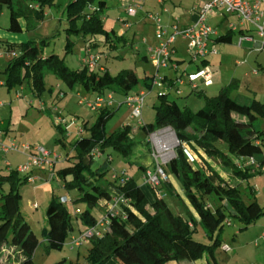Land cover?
Returning <instances> with one entry per match:
<instances>
[{
    "label": "trees",
    "instance_id": "obj_1",
    "mask_svg": "<svg viewBox=\"0 0 264 264\" xmlns=\"http://www.w3.org/2000/svg\"><path fill=\"white\" fill-rule=\"evenodd\" d=\"M0 3L10 8L9 30L13 32L35 29L45 18L46 8L56 5L55 0H0ZM106 6V1L96 4L95 0H72L68 3V49L73 44L71 35L91 36L86 50H93L102 43L110 49L117 47V41L127 43L124 35H117L106 28L103 16ZM230 30L216 40L231 42ZM41 42L42 45H38L31 39L22 42L0 39V47L5 51L19 52L8 60L6 85H22L27 79L32 93L42 97L46 91L45 69L52 71L70 90L82 85L85 93L92 96L108 92L127 96L139 82L131 68L112 73L108 67L98 71L82 63V68L71 69L60 55L45 54L48 40ZM94 53L98 56L103 54ZM203 62L207 64L209 61L205 59ZM152 81L153 77H146L147 89L154 87ZM240 86V79L232 78L213 96H208L204 89H193L205 99L204 106L197 111L181 106L169 92L158 93L153 105L154 122L142 125L147 134L166 127L174 130L179 144L175 149L176 156L164 165L169 179L162 188L173 191L171 175L175 176L199 215L200 223L208 231L222 227L228 216L237 217L246 225L255 222L258 216L252 214L251 205L241 199L239 188L240 181L258 171L257 166L240 167L236 159L253 157L258 167L264 165V130L256 125L259 117L264 118V102L256 97L235 94ZM112 115L113 111L106 106L101 107L93 125L85 126L88 136L75 142L74 152L66 156L64 166L57 171L54 167V171L64 179V188L81 196L73 203H85L81 212H75L83 225L78 235L97 224L99 217L94 212L95 208L102 206L104 214L107 201L114 195L124 194L129 202L121 205L120 213L110 219L101 236L88 239L91 247L85 262H68L63 258L55 264H211L207 257L215 259V248L224 244L219 236L210 244L195 240L196 227L188 217L175 213L163 194L156 196L150 185L138 183L126 172L117 173L113 181L103 183L109 159L93 169L94 149L102 153L111 147L129 158L137 145L130 124L106 134L105 127ZM56 125L65 136L66 125ZM59 141L65 143L63 137ZM219 142H225L228 150L220 147ZM215 160L223 163L225 169L222 172L216 168ZM31 175L22 176L16 168L0 171V231L4 233L0 240V264H34L33 257L40 239L20 211V186ZM122 177H127L126 181L121 182ZM146 187L153 193L152 197L147 194ZM212 195L219 200L214 210L209 204ZM63 196L55 195L46 210L49 223L45 233L48 240L46 251L61 249L75 228L67 202L61 201ZM8 235H11V241ZM72 236L76 234L72 233L68 239Z\"/></svg>",
    "mask_w": 264,
    "mask_h": 264
},
{
    "label": "rangeland",
    "instance_id": "obj_2",
    "mask_svg": "<svg viewBox=\"0 0 264 264\" xmlns=\"http://www.w3.org/2000/svg\"><path fill=\"white\" fill-rule=\"evenodd\" d=\"M72 0H55L56 5L51 8H46L45 18L33 30L23 32H13L9 30L10 26V8L0 3V39L3 40H25L31 39L38 45H42V40L47 39L48 44L44 47L45 54L55 53L65 59V62L71 69L82 68L81 58L86 54V45L91 36L81 37L78 35H71L73 44L70 49L67 48L69 34L67 32L68 21L66 18V6ZM99 1H106L104 17H109L106 22V28L111 30L112 24L116 28L120 27L118 24L119 17H128L130 23L133 24V29H137L136 24L142 22L140 28H150L147 37L150 40H156V32L154 23L148 19L147 15H140L137 17L128 16L121 8V4L134 3L137 0H95L97 4ZM160 0H145V7L157 13L164 22V12ZM168 3L167 6H178L180 3H193V1L202 0H163ZM125 9V8H124ZM145 21V23L143 21ZM232 20L235 21L233 18ZM177 21V17L174 19ZM230 20L221 23L212 22L211 24L218 29L219 34L223 35L229 32ZM152 25V26H151ZM244 34L253 36L255 40L264 41V37L260 36L255 24L247 22ZM240 28V27H239ZM133 29L126 30L127 35L132 43ZM154 30V31H153ZM231 31V30H230ZM231 42H218L217 52L210 54V64H206L201 59L198 61L192 60L193 57L188 50L189 42L180 34L177 35V46L186 51V61L180 64L178 71L175 69H167L169 74V95L171 98L176 99L181 106L186 105L193 111H197L205 104L203 96L198 95L192 89L191 85L186 82L184 85H179L176 82V77L182 75L183 70L188 72H196L199 67H208L212 72L213 84L205 85L201 80L198 81L200 89H204L208 96H213L218 91L228 84L232 78L240 79L241 86L236 93H241L251 97H256L264 102V48L258 49L255 45L254 39H243L240 43V34L238 31H232ZM141 35H136L133 45L127 44L124 40L117 41V47L110 49L105 43H102L97 48H93V52H103L101 63L107 65L112 73H117L121 69L131 68L134 69L139 82L131 90L130 94L147 90L148 94L144 102V109L142 119L132 117V108L126 102V96L115 93L113 95V103L105 105L108 109L113 111V115L109 118L105 132L109 134L127 124L133 128V135L137 140V145L133 149L131 156L125 157L117 149L107 147L96 157L93 162V169L100 167L108 161V169L103 179V183L114 180V175L126 172L127 175L133 176L138 183L145 184L144 174L147 170H155L157 158L154 153L165 161L166 165L172 158L176 156L175 149L179 144L178 138L174 145L164 150H158L153 146L154 141L151 138L152 133L147 134L142 128L144 123L154 122L153 105L157 101V95L161 90L165 91V85H157L155 89L149 91L145 85L146 77H155L164 75L165 68L157 70L151 59L145 60L143 56L148 55L149 52L146 48V43L143 42ZM183 37V39L181 38ZM15 38V39H14ZM127 39V38H126ZM132 39V40H131ZM134 46H139V52L134 49ZM5 49L0 47V139L6 138L10 135L16 139L19 144L25 143L32 146L42 145L52 152L51 160L55 161V171L59 170L65 164V158L68 154L74 152V144L79 139L88 136V130L85 128L91 127L99 115V109L93 110L85 105L79 104V97L77 95V87L85 93L82 85H77L75 89L70 90L65 84L50 70H44V79L46 83V91L42 97L35 96L31 89L28 80L26 79L22 85H15L9 87L6 85L7 73L5 69L8 63L7 56L4 55ZM146 53V54H145ZM209 56V55H208ZM1 57V56H0ZM198 64V65H197ZM96 70L100 71L99 68ZM160 72V73H159ZM166 78V80H169ZM174 79V80H173ZM184 79L187 80L186 77ZM174 83H172L173 81ZM171 84V86H170ZM178 88L182 92L178 91ZM166 89V90H167ZM62 90V91H61ZM160 90V91H158ZM65 92V95L61 94ZM167 92V91H166ZM64 117L67 119L66 135L63 136L61 130L56 125V117ZM75 116H80L76 122H73ZM2 123V124H1ZM256 125L264 130V118L259 117ZM170 128L166 127L156 132L161 137L162 131ZM83 129V131H81ZM171 130H173L171 128ZM174 132V130H173ZM175 134V132H174ZM176 135V134H175ZM64 140V144L59 141V138ZM155 140V139H154ZM224 150H228L225 142L218 143ZM158 150V151H157ZM162 152V153H161ZM54 155H60V158L55 159ZM25 156V155H24ZM26 157V156H25ZM18 160H22L20 164L27 161L20 152L0 151V171L6 172L9 168L6 166V161L12 163V168H18L20 164ZM19 164V165H18ZM145 167V171L144 168ZM215 166L220 172L225 168L220 160H215ZM258 171L251 177L240 181L239 188L241 199L247 204L251 205L252 214H258L255 222L246 225L237 217L228 216L223 226L216 227L213 231H208L199 224L194 234L195 240L204 243H213L216 237H220L222 242L231 246L232 251H225L222 246L215 248V259L208 256L211 264H264V241L260 239V235L264 230V165L256 167ZM22 176L27 175L26 172H20ZM32 176H37V180L30 182L29 180L23 182L20 186V211L24 216L35 234L40 239V243L36 248L33 261L34 264H55L59 260L66 258L68 262H85L86 255L91 247V241L79 247L72 248L69 244V239L72 233L78 235L79 228L83 225L75 214V209H84V202H67L66 205L72 213L74 230L71 232L67 241L61 249L45 250V244L48 240L45 239V233L49 227L46 216V210L52 198L60 195L75 196L76 191H68L64 188V179L60 178L55 172V176L49 179V172L38 167H34L31 171ZM173 181L176 177L171 175ZM147 194L152 197L153 193L146 187ZM162 194L169 206L175 213H180L186 217L187 211L182 202L179 201L175 194L167 192V189H162ZM209 204L214 210L215 206L219 204V200L212 195L209 199ZM36 205V206H35ZM94 212L98 217L103 212V207L95 208ZM230 221V222H229ZM6 231V229H5ZM11 241V235H8ZM258 240V244H256ZM206 259H204V262Z\"/></svg>",
    "mask_w": 264,
    "mask_h": 264
},
{
    "label": "built area",
    "instance_id": "obj_3",
    "mask_svg": "<svg viewBox=\"0 0 264 264\" xmlns=\"http://www.w3.org/2000/svg\"><path fill=\"white\" fill-rule=\"evenodd\" d=\"M141 1L137 0L133 4H128L125 6V11L129 15H136L139 9H142ZM162 2V0H160ZM224 9L222 13L233 14L236 16L237 22H230L229 29L232 31L245 30L246 23L250 22L256 25L260 36L264 37V0H206L202 9L198 14V18L191 22L188 25L180 26L177 21H174L171 25L172 32L167 36L168 26L162 21V18L159 14L154 12H148L147 17L152 20L156 27V37L158 43L151 49L150 59L153 61L157 70L161 68H168L170 65L179 70V64L172 60V43H174L177 35H182L189 42L188 50L191 53L194 61L201 59L202 61L207 59L209 54L217 52L216 48L210 47V41L215 35H219L218 29L215 28L210 22L209 19L218 13V10ZM243 39H252L251 35L243 34L240 38V43ZM258 49L264 48V41H256L255 44ZM19 54L17 51H5L4 55L9 57V59L16 57ZM0 56H3L0 54ZM100 56L96 55L92 50L87 49L86 54L82 57V63L87 64L90 67L98 64ZM184 77L187 78L184 79ZM165 80L164 76L156 74L153 77V86L158 84L160 81ZM201 80L205 85H211L212 72L208 67H199L196 72H188L183 70L182 75L176 77V82L179 85H184L188 82L192 89H198V81ZM178 91L181 92V89L178 88ZM148 92L147 90H142L140 92L129 94L126 96V102L132 108V117H137L142 119L143 106ZM77 95L79 97V104L85 105L90 109L96 110L100 109L105 105H111L113 103V92H108L105 95L92 96L88 93H83L78 91ZM75 120H73L74 122ZM67 124V119L64 117L57 116L56 124ZM157 132V131H156ZM156 132H153L151 138L154 141V148L157 147L158 150H164L160 147L162 146L161 142H158V139L161 137L159 134L156 135ZM155 139V140H154ZM157 150V151H158ZM0 151L1 152H10L16 151L28 155V160L24 164L18 166V171L31 173L34 167L44 169L49 172V179L55 176L54 166L55 161L51 160L52 152L49 151L45 146L21 143L19 144L16 139H10L9 141H0ZM95 157L101 155L99 150L96 148L92 151ZM162 153V152H161ZM191 156V154L188 152ZM157 158V164L155 170H147L144 174V182L151 186L156 196L162 195V185L165 181L169 179L167 172L164 170V163L167 160H160V158L154 153ZM55 159L60 158V155H54ZM238 166L243 167L245 165H256L259 166L255 158H239L236 159ZM6 166L11 168L10 161H6ZM32 174V173H31ZM37 176H30L28 180L34 182L37 180ZM127 177H122L121 182L126 181ZM81 198L80 195L68 196L65 195L61 198L62 202L76 201ZM129 200L125 197L124 194L114 195L111 200L106 203V212L99 217V220L96 225L87 228L84 232L79 235L72 236L69 240V244L74 246H80L84 244L89 238L97 235L101 236L103 234V228L109 224V221L112 217L120 213L121 205L128 203ZM36 206V205H35ZM76 213L80 212V209H75ZM260 239L264 241V230L261 233ZM258 244V240L255 242ZM222 248L231 252L232 248L228 244H223Z\"/></svg>",
    "mask_w": 264,
    "mask_h": 264
},
{
    "label": "crops",
    "instance_id": "obj_4",
    "mask_svg": "<svg viewBox=\"0 0 264 264\" xmlns=\"http://www.w3.org/2000/svg\"><path fill=\"white\" fill-rule=\"evenodd\" d=\"M205 1L206 0L193 1V3L187 1V3H180L178 6H175L176 3H172V4H174V6H169V5L167 6L168 3H164L163 0H162V2L159 1L160 4L163 6L162 7V10H163L164 16H165L164 17V23L168 26L167 36L170 35L171 32H172L171 25L173 24L174 19L176 17L178 19V24L180 26H185V25H188L191 22L195 21L198 18V14H199L200 10L202 9ZM128 4H133V3L121 4L122 5L121 8L125 11L124 8ZM144 4L145 3L142 4V9H139L136 15H129V14L126 13V11H125V13L128 16L137 17V16H140V15H143V14L144 15L145 14L147 15L148 12H154L151 9V7H152L151 4L149 5V8L145 7ZM223 10L224 9L218 10V13L215 14L214 16H212L209 19V22L210 23H212V22L221 23V22L226 21V20H230V22H237L238 21L236 19V16H234L233 14L222 13ZM233 18L235 19V21L232 20ZM108 19H109V17H104L105 26H106V22L108 21ZM148 19H149V17H148ZM118 22H119L118 24H120V27L116 28V25L113 23L111 25L112 26L111 30L115 31V33L117 35H124L126 37V35H127L126 30H129L130 31L131 29H133L132 26H134V25L130 23V19L128 17H119ZM143 22L145 23V21H143ZM22 24H23V26H25V21L24 20L22 21ZM141 25L143 26L142 22H139V23L136 24L137 29H133V40L131 39L132 40V43L130 42V39L128 37H126L127 38V44H130V45L132 44L133 45L136 35L143 34L142 40H143L144 43H146L145 45H146L147 51L149 52L148 55L145 53L146 55L143 56V57H144L145 60H149L150 59V55H151V49L158 43V39H156L154 41L153 40H150V38L147 37V34L149 33L148 31L150 30V28L147 27L148 24H146V27L139 29V27H141ZM153 27L155 28L154 30L156 32L155 25ZM237 31L239 32L240 38H241L242 35L244 34V30L242 31L239 28V30H237ZM220 35L221 34L215 35L214 37H212V40L210 41V47H212V48L214 47V48H216L218 50V48H217L218 41L216 40V38L219 37ZM181 38L183 39V37H181ZM20 39H23V40H11V41H14V42L26 41L24 38H20ZM177 39H178V37H176L174 43H172V48H173L172 60L175 61V62H177L179 64V68H180V64H182L183 62L186 61V53H185L186 51H182L177 46V42H176ZM252 39H254L253 36H252ZM252 39H250V40H252ZM98 40H99V42H102L101 41L102 39L99 38ZM254 41L256 42L257 40L254 39ZM134 49H136L138 52L140 50L139 46H134ZM85 51H87V50L85 49ZM2 57L3 56H1L0 58H2ZM209 57H210V54L207 57V59L209 61V64H210ZM7 58L9 60V57H7ZM101 60H102V54H100V60H99L98 64H96L94 66H91V68H93V69L99 68V70H101V71L104 70L105 68H107V65H105V67H104V64L101 63ZM81 62H82V58H81ZM167 69L169 70V69H174V68L171 65H170V67L165 68L166 72L164 73V75H162V76L165 77V80L160 81L153 88L149 89V91L155 89V87L157 85L159 86L161 83L165 85V91L164 90H161V92H166V91L169 92L170 91V88L167 89V86L169 85V81H170L169 74H168V70ZM175 71H177V70L175 69ZM166 78H168L169 80H166ZM212 80H213V78H212ZM170 86H171V84H170ZM77 90H79L78 87H77ZM158 91H160V90H158ZM161 92H159V93H161ZM181 92H182V90H181ZM61 94L65 95V92H61ZM79 117L80 116H75L73 118V120H75L74 122H76ZM0 131H1V126H0ZM81 131H83V129ZM10 139H14V138H12L10 135H7L6 138L0 139V141H9ZM20 155H22L26 159L24 161H27L28 160V155H26L24 153H21V152H20ZM18 161H19L18 162L19 164L22 163V162H20L22 160H18ZM11 168H12V163H11ZM171 181L173 183V191L171 189V190H167V192L169 191L170 193L175 194L178 197L179 201L182 202L183 206L185 207V209L187 211V216L191 220L192 225H194L196 227V229H197L198 228V225L201 224L200 223V217H199V215L197 214V212L195 211L194 207L192 206V204L188 200L187 195L183 192V190L179 186L178 182L177 181H173L172 179H171ZM162 189H165V187L162 188ZM177 193H179V195H177ZM3 234L4 233L2 231H0V240L2 238L1 235H3Z\"/></svg>",
    "mask_w": 264,
    "mask_h": 264
},
{
    "label": "bare ground",
    "instance_id": "obj_5",
    "mask_svg": "<svg viewBox=\"0 0 264 264\" xmlns=\"http://www.w3.org/2000/svg\"><path fill=\"white\" fill-rule=\"evenodd\" d=\"M158 142L162 143L161 149H167L170 145H174L176 142V135L174 134L171 128H167L161 133V138L158 139Z\"/></svg>",
    "mask_w": 264,
    "mask_h": 264
}]
</instances>
